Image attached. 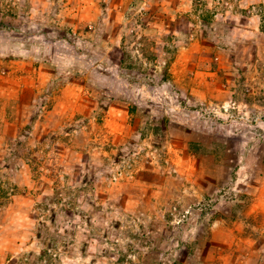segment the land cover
<instances>
[{
  "label": "rangeland",
  "instance_id": "1",
  "mask_svg": "<svg viewBox=\"0 0 264 264\" xmlns=\"http://www.w3.org/2000/svg\"><path fill=\"white\" fill-rule=\"evenodd\" d=\"M0 264H264V0H0Z\"/></svg>",
  "mask_w": 264,
  "mask_h": 264
},
{
  "label": "trees",
  "instance_id": "2",
  "mask_svg": "<svg viewBox=\"0 0 264 264\" xmlns=\"http://www.w3.org/2000/svg\"><path fill=\"white\" fill-rule=\"evenodd\" d=\"M31 22H23L22 25H15L16 27L22 29L24 35L29 34L28 38L32 37L30 33H41L38 36L37 41L40 43H48L53 47H57V51L62 52L63 54H68L74 57L76 60L82 59L84 57L86 60L90 59V61H98L101 58L103 53V49L98 47L92 39L89 37L79 34V29H62L59 27H40V29H33L30 25ZM88 29V28H86ZM136 45H134V49L137 50L138 55L133 57L130 50L123 49V56L120 60V64L116 66V72L112 74L114 79H119L120 83H122L126 89L123 91H114L109 95L112 98H120L122 96H126L127 100H129L130 104L134 107L136 106V102L134 98L129 95L126 91L127 89L138 81H157L160 82L164 78L167 77V72L162 71L160 76H150L147 71H144L137 64L141 66L142 62H153L155 61V53L152 50L153 47H149L150 42H144L137 40ZM39 53H35L34 55H38ZM81 56V58H79ZM136 60V61H135ZM102 71H104L102 69ZM148 77V78H147Z\"/></svg>",
  "mask_w": 264,
  "mask_h": 264
}]
</instances>
